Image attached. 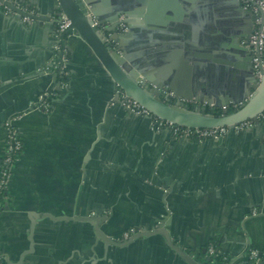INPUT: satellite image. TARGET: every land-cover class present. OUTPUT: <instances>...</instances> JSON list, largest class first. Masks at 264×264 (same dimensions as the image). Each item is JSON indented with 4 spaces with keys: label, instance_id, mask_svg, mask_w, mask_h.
Here are the masks:
<instances>
[{
    "label": "crops",
    "instance_id": "0c3cea01",
    "mask_svg": "<svg viewBox=\"0 0 264 264\" xmlns=\"http://www.w3.org/2000/svg\"><path fill=\"white\" fill-rule=\"evenodd\" d=\"M18 1L39 13L30 0ZM110 1L143 11L135 19L145 27L149 72L176 98L206 104L231 88L233 66L219 48L239 21L218 0H109L104 9ZM0 11V155L8 113L21 115L24 143L0 216L7 264H189L162 233L107 246L94 224L59 219L88 215L105 216L99 228L113 240L162 228L200 264L212 242L229 264H250L252 247L264 257V121L213 139L175 138L115 102L75 31L64 48L68 78L57 88L53 72L37 71L55 54V18L35 24ZM50 89V111L33 108Z\"/></svg>",
    "mask_w": 264,
    "mask_h": 264
},
{
    "label": "water",
    "instance_id": "95a60500",
    "mask_svg": "<svg viewBox=\"0 0 264 264\" xmlns=\"http://www.w3.org/2000/svg\"><path fill=\"white\" fill-rule=\"evenodd\" d=\"M0 1L17 15L18 20L20 17H28L35 24H40L44 21H50L52 17L55 19L64 17L67 25L59 33L56 31V21L55 24L51 23L52 38L55 42L50 47V55L56 52L57 45L62 44L65 48L68 47L66 36L69 31H75L99 60L103 74L106 76L107 89L110 92L119 90L123 93L125 98L121 100L117 94L114 100L129 113L132 112L122 102L131 98L149 112L148 115L137 116L146 117L149 121H152L153 117L156 116L185 127L215 128L226 126L229 129L228 132H233L235 124L246 120L252 122L253 125L261 123L259 114L264 111V56L261 58L256 71L242 41L246 40L251 34L257 15L264 22L263 10L258 9L255 13L251 9H244L239 0H218L217 4L222 12H225L226 9L224 8H227L229 12L236 16L239 25L236 24L230 35L224 37L222 42L224 48H219L222 51L219 54L220 57L225 56V61L232 64V73L235 80H233L231 88L227 91H221L222 93L214 91L215 99H209L206 103L209 107L221 109L232 106V109L214 113L205 111L204 107H201V109L190 108L186 101L178 98L170 100L162 97L161 91L166 89L165 87L168 85L163 78L150 74V66L144 58L150 57L149 45L146 35L141 32L145 27H143L144 24H138L135 19L137 14L143 12L142 10H138L134 6L131 7L129 4L117 5L112 1L109 4L105 3L107 6L104 9L102 2L109 0H43L41 4L30 0L39 12L31 13L20 9L11 0ZM46 5H49L48 10L43 12L44 10L41 7ZM121 15H123V18L120 20ZM94 21L96 22L95 25ZM121 22L128 28L124 32L116 31L118 24ZM100 27H103V29ZM107 33L110 34L108 38L113 41L112 44H108L106 41ZM61 53V51H57L58 56ZM68 63L69 61L61 62V68L55 69L50 75L57 88L60 86L57 77L69 71ZM13 114L8 113L2 124ZM168 129L171 131L170 128ZM59 219L84 220L94 224L96 236L102 239L107 246L127 245L139 237L162 233L168 244L186 262L200 264L194 261L191 255L180 246L175 245L168 232L162 228H156L152 231L142 229L130 234L126 239L113 240L105 236L99 228L100 223L106 219L105 216L88 215ZM165 221L166 218L161 220L162 223ZM107 246H105V249L108 248Z\"/></svg>",
    "mask_w": 264,
    "mask_h": 264
},
{
    "label": "built area",
    "instance_id": "2783aa9c",
    "mask_svg": "<svg viewBox=\"0 0 264 264\" xmlns=\"http://www.w3.org/2000/svg\"><path fill=\"white\" fill-rule=\"evenodd\" d=\"M14 5L19 7L20 9L24 11H28L31 13L33 12L32 9L28 8L18 0H11ZM241 3V6L244 9H251L253 12L257 13V10H263L264 11V0H239ZM0 8L4 9L5 11L13 12L11 9L7 8L1 1H0ZM24 20H31L28 17H23ZM57 29L56 31L59 33L61 30H63L66 25L67 21L64 17H61V19H55ZM96 22L94 21V25ZM103 29V27H100ZM126 25L124 23L118 24L116 31L118 32H124L126 31ZM110 34L107 33L106 35V41L108 44H112L113 41L109 40L108 36ZM243 45L246 47L247 52L249 53L253 67L257 71L258 64L263 56L264 52V22L262 18L257 15L256 19L254 20V28L249 35V37L246 40L242 41ZM56 51H61V55L58 57L56 54H54L53 58L51 59L50 63L48 65H45L42 68H38V72L43 73H52L55 69L61 68V62H65L68 60L67 58V52L66 49L60 47V45H57L55 48ZM60 86L65 85L64 80H61L59 82ZM116 94L119 95V98L122 100L124 97L123 93L119 90L115 91ZM55 89L45 90L41 92L34 104H32L33 108L48 112L52 108V101L55 96ZM161 95L163 98H168L170 100H175L176 96L171 92L170 90L164 89L161 91ZM190 108H193L194 101H186ZM122 104L133 114L136 115H148L149 112L142 107L139 103H137L135 100L128 98ZM227 107L219 108L220 111H227ZM215 109L212 106H210V112H214ZM21 117L20 114H13L9 118H7L3 123V129H4V139H3V151L0 155V216L4 207L5 201L8 200V190L9 185L12 180L13 175V166L16 160L19 158L20 154L23 151V138L20 132V129L18 127V120ZM259 118L261 121H264V111L259 114ZM152 122L155 126L159 128H170L172 131V135L175 138H190L196 141H201L204 139H213L218 138L228 132V128L226 126L222 127H215V128H201V127H185L173 124L169 121L160 119L156 116L153 117ZM253 124L249 120L240 122L238 124H235L233 127L234 131H241L246 128L252 127ZM134 233V230L131 229L127 233H125V237H128L130 234ZM214 252V248L210 246L208 248V254L212 255ZM247 259L250 262V264H264V257L262 254L256 249V248H250L247 253ZM0 264H7L4 261V258L2 256V253L0 251ZM207 264H216L215 262H208Z\"/></svg>",
    "mask_w": 264,
    "mask_h": 264
},
{
    "label": "trees",
    "instance_id": "16d2710c",
    "mask_svg": "<svg viewBox=\"0 0 264 264\" xmlns=\"http://www.w3.org/2000/svg\"><path fill=\"white\" fill-rule=\"evenodd\" d=\"M61 49L65 48L62 44L60 45ZM55 54L58 56L57 51ZM59 57V56H58ZM67 58H70L69 51L67 50ZM68 76L64 73L58 75L57 81L60 82L61 80H67ZM54 100V99H53ZM53 104V101H52ZM214 113H220L219 108L214 110ZM262 122V121H261ZM212 246L214 248V252L212 255L207 254L206 261L208 262H215L216 264H229L230 263V255H228L226 252H223L220 250L219 246L217 245V242H212L210 245L206 246V250L203 253V255L206 254L207 249ZM253 248V247H252Z\"/></svg>",
    "mask_w": 264,
    "mask_h": 264
},
{
    "label": "rangeland",
    "instance_id": "374dc122",
    "mask_svg": "<svg viewBox=\"0 0 264 264\" xmlns=\"http://www.w3.org/2000/svg\"><path fill=\"white\" fill-rule=\"evenodd\" d=\"M263 56H264V52H263ZM201 107H204L205 111H207V112L210 111V107L207 104H202L199 102H195L193 104V108H195V109H201ZM231 109H232V106L226 108L227 111H230Z\"/></svg>",
    "mask_w": 264,
    "mask_h": 264
}]
</instances>
